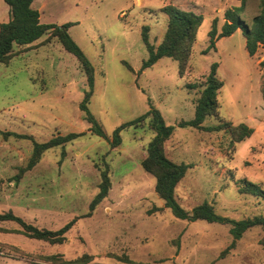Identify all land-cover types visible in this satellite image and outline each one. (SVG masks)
Instances as JSON below:
<instances>
[{"label": "rangeland", "instance_id": "rangeland-1", "mask_svg": "<svg viewBox=\"0 0 264 264\" xmlns=\"http://www.w3.org/2000/svg\"><path fill=\"white\" fill-rule=\"evenodd\" d=\"M166 5L203 17L181 73L166 56L142 66L149 55L143 34L155 47L161 42ZM240 5V18L249 24L260 0H33L41 23L70 24L69 37L93 67V87L83 102L90 87L82 63L48 35L16 46L11 59L0 63V213L12 211L39 229L72 221L64 241L50 243L27 236L15 221L0 220V264H264L260 225L229 247L230 223L174 216L156 193L154 176L141 166L156 134V111L174 126L163 143L166 157L187 165L175 187L182 208L191 212L207 201L228 220L264 217V194L241 189L250 181L264 191V48L248 54L238 28L202 52L213 19L219 33L225 11ZM8 19L9 7L0 0V23ZM212 62L222 81L219 108L202 128L178 126L194 117ZM241 122L251 135L234 141L229 128ZM71 132L82 134L43 151L32 168L22 170L33 140ZM103 171L110 188L90 209Z\"/></svg>", "mask_w": 264, "mask_h": 264}, {"label": "trees", "instance_id": "trees-1", "mask_svg": "<svg viewBox=\"0 0 264 264\" xmlns=\"http://www.w3.org/2000/svg\"><path fill=\"white\" fill-rule=\"evenodd\" d=\"M9 7V19L0 23V63H7L11 57L13 50L16 46L32 45L44 35L48 37H55L62 46L70 53L75 55L82 63L87 74V82L90 90L85 94V100L91 94L93 87V67L86 59L82 51L78 48L76 43L69 37L67 29L69 23L56 25L53 23H41L40 14L38 9L32 7L33 0H4ZM163 11L168 14L166 30L161 42L155 47L147 42L145 33L143 40L148 50V58L143 61L142 66L148 67L152 65L162 56L170 57L178 62L179 72L183 71L184 63L196 39L198 28L200 27L203 17L200 14H195L192 11H185L178 9L174 5H166ZM242 5L236 6L232 9L225 11V21L221 26V30L217 33L216 20L213 19L212 25L207 32L208 45L203 49V53L208 52L210 49H215V40L218 37H225L231 35L238 28L242 30L245 36V47L248 54L252 55L257 51L259 46L264 48V0H260L259 13L252 17L251 22L248 24L240 18ZM147 28H144L146 30ZM264 65V60L261 61ZM217 62H212L203 82L202 89L199 96L195 99V114L190 120H182L178 126H192L195 128H202V122L207 116L214 114L219 108L217 102V94L222 86V81L217 76ZM189 88L196 86V83L187 84ZM262 96L264 98V81L262 85ZM80 105L82 110L87 113V118L91 120V115L87 110L85 103ZM149 110L145 114L139 116L137 119L122 124L114 131L118 133L121 127L134 124L136 121L146 117ZM152 126L156 130L155 136L149 141L146 146V156L141 160L142 168L152 174L155 178L154 189L158 196L164 200L165 206L169 207L173 215L181 218L194 221L203 219L209 222L219 221L223 223H230L231 233L233 240L229 247H233L235 240L242 236V233L254 225H260L264 231V217L255 216L241 220H228L222 216H218L210 203L203 201L195 206L191 212L182 208L175 198V187L181 178L184 176L187 165L184 163H176L166 157L164 153L163 143L170 136L174 130L173 125H167L163 121L161 115L153 111ZM213 129H220L222 126L216 125L209 127ZM224 128V127H223ZM93 132L98 135H103L99 127L93 126ZM232 139L234 141H241L245 137L251 135L252 128L241 122L233 128H229ZM10 133V132H9ZM7 133V134H9ZM82 132H71L66 135L57 134L44 142H37L33 140L32 153L28 160L27 165L22 170H28L34 166L41 153L49 148L64 145L71 139L81 135ZM26 137V135H17ZM110 188V180L106 171L101 173V182L99 190L93 197L90 203V209H93L106 195ZM243 191L253 192L257 191L263 193L258 185L244 181V186L241 188ZM0 220H12L21 225V232L29 237L46 240L50 243H61L65 239V232L70 228L72 221L68 222L57 230L39 229L26 223L21 217L16 216L12 211L0 213ZM264 247V237L261 241ZM60 257L59 255H51L50 259ZM79 261H62L64 264H71L72 262ZM81 261V260H80Z\"/></svg>", "mask_w": 264, "mask_h": 264}]
</instances>
